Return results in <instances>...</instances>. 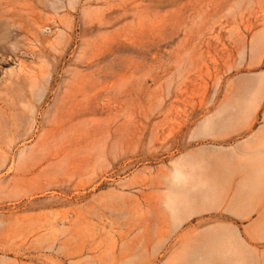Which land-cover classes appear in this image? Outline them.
I'll use <instances>...</instances> for the list:
<instances>
[{"label": "rangeland", "instance_id": "obj_1", "mask_svg": "<svg viewBox=\"0 0 264 264\" xmlns=\"http://www.w3.org/2000/svg\"><path fill=\"white\" fill-rule=\"evenodd\" d=\"M0 264H264V0H0Z\"/></svg>", "mask_w": 264, "mask_h": 264}]
</instances>
